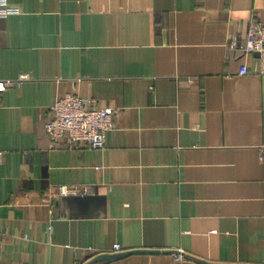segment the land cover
Returning a JSON list of instances; mask_svg holds the SVG:
<instances>
[{
	"label": "crops",
	"instance_id": "1",
	"mask_svg": "<svg viewBox=\"0 0 264 264\" xmlns=\"http://www.w3.org/2000/svg\"><path fill=\"white\" fill-rule=\"evenodd\" d=\"M7 1L0 80H28L0 96V264H264V76L228 48L264 0ZM66 95L114 111L104 149L50 144Z\"/></svg>",
	"mask_w": 264,
	"mask_h": 264
},
{
	"label": "built area",
	"instance_id": "2",
	"mask_svg": "<svg viewBox=\"0 0 264 264\" xmlns=\"http://www.w3.org/2000/svg\"><path fill=\"white\" fill-rule=\"evenodd\" d=\"M20 10L12 7L7 0H0V19L18 15ZM230 50L238 49L244 56L258 54L251 73L264 76V26L251 25L247 31V37L242 45L238 44V38L232 36L228 45ZM248 73L245 65L240 66L238 75ZM28 80L27 75H21L14 80H0V96L4 90L19 89ZM187 83H192L187 80ZM150 90H152L150 88ZM50 119L45 122L43 129L51 145L64 142L70 149L87 148L102 150L108 131L114 125V111L111 108L94 107L90 99H82L66 95L54 102L50 107ZM1 156V153H0ZM90 192L86 187L57 186L47 195V202L52 200H65L88 198ZM121 253L118 245L112 248V254ZM176 262H182L184 257L174 254Z\"/></svg>",
	"mask_w": 264,
	"mask_h": 264
},
{
	"label": "water",
	"instance_id": "3",
	"mask_svg": "<svg viewBox=\"0 0 264 264\" xmlns=\"http://www.w3.org/2000/svg\"><path fill=\"white\" fill-rule=\"evenodd\" d=\"M256 58L258 57V54H254ZM77 199H84V198H77ZM65 200H74V199H65ZM130 253H156V252H149V251H136V252H125V253H117V254H101L99 256H96L93 258L89 264H98L102 262H107L115 259L122 258L126 255H129ZM202 263V262H200ZM205 264V263H202Z\"/></svg>",
	"mask_w": 264,
	"mask_h": 264
}]
</instances>
